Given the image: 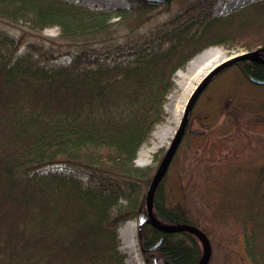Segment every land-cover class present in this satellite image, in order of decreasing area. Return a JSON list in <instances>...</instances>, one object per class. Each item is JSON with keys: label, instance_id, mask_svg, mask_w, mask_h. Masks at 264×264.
I'll return each mask as SVG.
<instances>
[{"label": "trees", "instance_id": "1", "mask_svg": "<svg viewBox=\"0 0 264 264\" xmlns=\"http://www.w3.org/2000/svg\"><path fill=\"white\" fill-rule=\"evenodd\" d=\"M198 2L134 40L127 54L110 56L103 55L104 46H92L136 32L170 7L134 1L110 12L70 0H0V22L13 28L25 23L36 32L57 26L70 56L57 64L52 52L33 43L22 51L24 35L0 28V264H127L119 228L146 212L155 175L153 166L135 162L165 121L177 72L210 48L259 49L264 60V0L223 14ZM230 68L243 81L264 80L263 62L241 60L210 81ZM195 106L196 100L154 194V217L160 225L197 227L219 244L228 236L241 240L250 264H264V161L222 170L217 165L244 133L264 134V108L247 120L246 106L231 103L220 126L215 120L198 130L190 126ZM245 148L233 149V156ZM163 151L154 162L161 163ZM188 155L205 165L211 184L195 211L189 198L197 183L183 175ZM176 161L181 170L172 181ZM60 163L83 168L88 179L45 170ZM137 234L147 264L155 257L163 264H198L203 257V244L191 232L164 233L145 223ZM229 257L227 250L225 264Z\"/></svg>", "mask_w": 264, "mask_h": 264}, {"label": "rangeland", "instance_id": "2", "mask_svg": "<svg viewBox=\"0 0 264 264\" xmlns=\"http://www.w3.org/2000/svg\"><path fill=\"white\" fill-rule=\"evenodd\" d=\"M75 3H83L89 7L96 9H105L110 12H116L122 9H128L129 3L127 0H70ZM196 0H180L175 2L170 11L166 13L157 14L147 24H145L138 31L127 35L126 32L120 33V35L108 42L100 43L97 45H91L95 48L102 46L103 55L119 56L121 54H127L129 48L134 44V40L141 39L149 36L154 30H156L161 24L169 20L173 15L179 13L180 10L187 5H190ZM254 0H215L213 5V12L215 14H223L227 11L240 6L246 2ZM187 3V4H186ZM186 4V5H184ZM184 5V6H183ZM118 21L117 18L113 22ZM0 28L9 31L16 36L24 35L26 43L24 44L22 51L28 49L27 44H35L41 51L52 52L54 59L53 63L66 64L70 60V56L66 54L69 50L66 46H62L63 42L59 41L58 38L61 33V29L57 26L47 27L40 32L32 31L30 26L25 23H20L16 28L11 27L8 24L0 22ZM51 39V40H50ZM227 53L228 58L240 55L247 52L246 49L241 47L236 48H220ZM181 71L179 75L178 72ZM175 76L176 87L172 93L168 96V100L165 104L166 117L165 121L157 125L152 133L149 141L141 148L137 161L139 160L142 165H139L137 161L136 165L141 167L153 166L155 172L157 171L160 164L154 162V155L163 149V155L172 143L179 125L174 130V134L165 139L164 136L168 129L172 126L174 119L179 115L180 109L183 108L185 102L188 101L189 89L194 85L193 80L195 79L196 72L191 70V62L183 70H179ZM258 84H252L250 82L243 81L242 78L237 74L236 68H230L217 75L209 84L203 88L198 98L196 99V106L194 111L193 119L191 120L190 126L192 129H205V125L213 123L215 120V126L222 124V114L224 108L231 105L246 106V112L244 118L247 120H255V115L261 112L264 108V88L259 87ZM197 86V85H196ZM196 88V87H195ZM192 94V93H191ZM231 95L230 101L227 102V97ZM188 98V99H187ZM187 100V101H186ZM242 107V106H241ZM244 108V107H243ZM185 109V108H184ZM264 114V111H262ZM220 117V118H219ZM244 138L241 140H234L232 149L224 155H222L217 165L220 169L233 168L239 165L255 167L264 161V134L258 133H244ZM245 145V152L239 154V157H234L232 150L241 149ZM193 155L184 157V173L183 175L188 176L193 182L197 183V188L194 194L190 196L191 209L192 211L202 209L199 197L204 192L205 188H210L211 184L206 183L204 174L203 164H198ZM49 171H58L72 174L82 180L88 179V173L81 167L68 166L66 164H53L45 168ZM181 170L180 162L176 161L169 171V177L174 181ZM191 174V175H190ZM176 197L179 195L176 194ZM127 222V221H126ZM128 222L134 225V236L124 237L121 236L122 228L125 224H121L119 228L120 246L122 251L126 255V263L134 264L137 261V257L143 264H147L138 242L137 234V219L128 220ZM231 237H225L221 244L210 241V258L207 264H225V253L227 250L230 252V259L228 264H250L249 260L245 256L242 248L241 240L231 241ZM130 248H134V252L130 251Z\"/></svg>", "mask_w": 264, "mask_h": 264}, {"label": "water", "instance_id": "3", "mask_svg": "<svg viewBox=\"0 0 264 264\" xmlns=\"http://www.w3.org/2000/svg\"><path fill=\"white\" fill-rule=\"evenodd\" d=\"M147 2H153V1H162V0H144ZM261 53L262 51L257 49V50H252V51H247L244 52L240 55L225 59L218 63L216 66H214L212 69L209 70L205 78L196 86L194 91L192 92L191 96L189 97L187 104L184 109L183 117L181 119L179 128L176 132V135L168 147V149L165 152V155L155 172V175L152 179L150 188L148 190V204L146 208V212H140L139 216L137 217V227H141L145 223H151L153 226H155L157 229L161 230L164 233H177V232H191L192 234L196 235L199 237L201 240L203 247H204V252H203V257L200 260L198 264H207L210 258V242L206 234L200 230L197 227H194L189 224H175V225H160L158 221L155 219L154 214H153V201H154V194L156 192V189L163 178V176L166 174L177 150L178 147L181 143V139L183 137L184 131L188 126V120L190 116V112L192 109V106L196 100V98L199 96L203 88L209 83L211 78L221 69L232 65L235 62L241 61V60H248V61H253V62H263L264 60L261 59ZM251 80L258 85H264V80L263 79H256L254 77L251 78ZM162 242V239L159 241ZM157 245H154L150 248V250H155L157 248ZM153 264H163L161 261L158 260V258L153 259Z\"/></svg>", "mask_w": 264, "mask_h": 264}, {"label": "bare ground", "instance_id": "4", "mask_svg": "<svg viewBox=\"0 0 264 264\" xmlns=\"http://www.w3.org/2000/svg\"><path fill=\"white\" fill-rule=\"evenodd\" d=\"M228 57L227 53L223 50H220V48H210L198 55L192 62H191V70L196 72L195 79L193 80L194 85L189 89L188 97L191 95V93L194 91L196 85H198L207 75L210 69H212L214 66H216L221 61L225 60ZM178 74H181V71L178 72ZM188 99V98H187ZM187 101V100H186ZM187 102L183 105V108L180 109L179 115L174 119L172 126L168 129L166 132L164 138L168 139L174 134V130L179 125L180 117L182 116V111L184 110ZM137 163L139 165H142V163L138 160ZM134 225L131 222H125L121 236L129 237L134 236ZM130 251L134 252V248H130ZM137 261H135L134 264H143L140 259L137 257Z\"/></svg>", "mask_w": 264, "mask_h": 264}, {"label": "flooded vegetation", "instance_id": "5", "mask_svg": "<svg viewBox=\"0 0 264 264\" xmlns=\"http://www.w3.org/2000/svg\"><path fill=\"white\" fill-rule=\"evenodd\" d=\"M134 1H144V0H127V2L129 3V8ZM177 1H180V0H162V1H153V2H148V3H150L152 6H154L158 10V9H163V8H167V7L171 8V6ZM196 1H199L198 3L200 5L205 6V7H209L210 5H214V2H215V0H196ZM145 2H147V1H145ZM186 4H184V5H186ZM122 10H126V9H122Z\"/></svg>", "mask_w": 264, "mask_h": 264}]
</instances>
